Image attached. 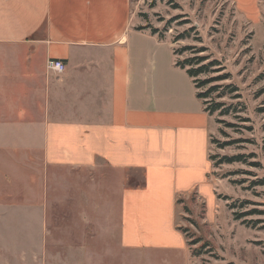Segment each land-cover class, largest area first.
Here are the masks:
<instances>
[{"label":"crops","instance_id":"obj_1","mask_svg":"<svg viewBox=\"0 0 264 264\" xmlns=\"http://www.w3.org/2000/svg\"><path fill=\"white\" fill-rule=\"evenodd\" d=\"M133 20L132 0H0V231H44L50 168L104 171L78 190L89 235L117 236L120 264H192L178 200L213 187V117L171 45Z\"/></svg>","mask_w":264,"mask_h":264},{"label":"rangeland","instance_id":"obj_2","mask_svg":"<svg viewBox=\"0 0 264 264\" xmlns=\"http://www.w3.org/2000/svg\"><path fill=\"white\" fill-rule=\"evenodd\" d=\"M132 10L134 28L157 29L175 63L217 62L193 79L197 93L210 92L208 106L222 104L212 116L213 187L198 184L178 200L176 215L192 264H264V0H132ZM239 155L243 160L221 163ZM49 171L46 228L34 226L25 240L21 227L1 225L0 264H120L117 236L106 246L99 228L89 235L80 217L86 201L78 199L79 187L105 172ZM23 198L2 202L23 204ZM113 202L116 219V196Z\"/></svg>","mask_w":264,"mask_h":264},{"label":"trees","instance_id":"obj_3","mask_svg":"<svg viewBox=\"0 0 264 264\" xmlns=\"http://www.w3.org/2000/svg\"><path fill=\"white\" fill-rule=\"evenodd\" d=\"M139 31H144L145 28L144 27H137L136 28ZM150 33L152 35H157L161 40H164L163 35H160L159 31L157 29H152L150 31ZM159 34V35H158ZM179 38H184V36L182 35ZM204 61V57H197V58H192V59H185L182 61H178L176 62V66L181 68L182 70H185L187 72V74L192 78H197L198 76L208 73L211 70V67L214 66L215 64H217V62H211L207 65H200L202 62ZM200 65V66H198ZM198 66V67H196ZM194 84H196L194 82ZM206 84H208V81H201L200 82V86H205ZM196 89L198 88L195 85ZM216 87L211 88L210 91L215 90ZM233 92V91H231ZM210 92H205V93H197V97L199 99H201L205 105V110L209 113L210 116H213L216 112H218L221 109L222 104L221 103H214V104H210L208 106V101H206L209 98ZM228 110L224 111L225 114ZM211 159H213L212 156H210ZM243 160V156L239 155V156H232V157H226L224 158L223 162L221 163H226V164H231L234 162H238ZM220 163V164H221Z\"/></svg>","mask_w":264,"mask_h":264},{"label":"built area","instance_id":"obj_4","mask_svg":"<svg viewBox=\"0 0 264 264\" xmlns=\"http://www.w3.org/2000/svg\"><path fill=\"white\" fill-rule=\"evenodd\" d=\"M66 68V64L61 59H50L48 61V69L56 75H62Z\"/></svg>","mask_w":264,"mask_h":264}]
</instances>
